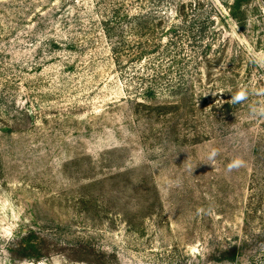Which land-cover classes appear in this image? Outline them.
<instances>
[{
	"label": "rangeland",
	"instance_id": "374dc122",
	"mask_svg": "<svg viewBox=\"0 0 264 264\" xmlns=\"http://www.w3.org/2000/svg\"><path fill=\"white\" fill-rule=\"evenodd\" d=\"M232 3L0 0V264L264 259V0Z\"/></svg>",
	"mask_w": 264,
	"mask_h": 264
},
{
	"label": "trees",
	"instance_id": "16d2710c",
	"mask_svg": "<svg viewBox=\"0 0 264 264\" xmlns=\"http://www.w3.org/2000/svg\"><path fill=\"white\" fill-rule=\"evenodd\" d=\"M246 1H249V0H233V3L229 7L231 15L233 17L237 18L239 10L241 9L244 2H246ZM174 29H175V27H173V30ZM35 238H36L35 232H31L27 236H25L21 242L22 248H24L26 251H29L30 249L34 250ZM240 256H241L240 247L238 245H234V246H231L229 248L219 249L215 259L220 260V261L227 260L230 262H236V261H238ZM254 263H255V261H254ZM255 264H264V259H261L259 262L255 263Z\"/></svg>",
	"mask_w": 264,
	"mask_h": 264
},
{
	"label": "clouds",
	"instance_id": "9594fccd",
	"mask_svg": "<svg viewBox=\"0 0 264 264\" xmlns=\"http://www.w3.org/2000/svg\"><path fill=\"white\" fill-rule=\"evenodd\" d=\"M244 98V93L241 92V93H238L236 96H235V100L239 101V100H242ZM213 155H215V153H213ZM241 161L237 160V161H234L233 164L229 165L230 168L232 167H239L241 165Z\"/></svg>",
	"mask_w": 264,
	"mask_h": 264
}]
</instances>
